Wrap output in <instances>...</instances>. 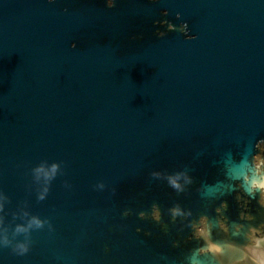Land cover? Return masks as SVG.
I'll list each match as a JSON object with an SVG mask.
<instances>
[{"label":"water","instance_id":"95a60500","mask_svg":"<svg viewBox=\"0 0 264 264\" xmlns=\"http://www.w3.org/2000/svg\"><path fill=\"white\" fill-rule=\"evenodd\" d=\"M261 259L264 0H0V264Z\"/></svg>","mask_w":264,"mask_h":264},{"label":"flooded vegetation","instance_id":"af4514ba","mask_svg":"<svg viewBox=\"0 0 264 264\" xmlns=\"http://www.w3.org/2000/svg\"><path fill=\"white\" fill-rule=\"evenodd\" d=\"M202 223H204L203 225H200L198 228V235H204L205 237H207V231H206V227H205V220L202 219ZM230 224L226 223V222H220L219 227H217L216 231L213 232V234H211L212 238L214 240L216 239H222L224 238V232L226 233V235H228V229H229ZM254 244L257 245V242L255 241Z\"/></svg>","mask_w":264,"mask_h":264},{"label":"bare ground","instance_id":"6f19581e","mask_svg":"<svg viewBox=\"0 0 264 264\" xmlns=\"http://www.w3.org/2000/svg\"><path fill=\"white\" fill-rule=\"evenodd\" d=\"M260 264H264V260L263 259H261Z\"/></svg>","mask_w":264,"mask_h":264},{"label":"clouds","instance_id":"9594fccd","mask_svg":"<svg viewBox=\"0 0 264 264\" xmlns=\"http://www.w3.org/2000/svg\"><path fill=\"white\" fill-rule=\"evenodd\" d=\"M110 6H111V4H110Z\"/></svg>","mask_w":264,"mask_h":264}]
</instances>
